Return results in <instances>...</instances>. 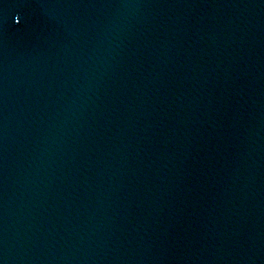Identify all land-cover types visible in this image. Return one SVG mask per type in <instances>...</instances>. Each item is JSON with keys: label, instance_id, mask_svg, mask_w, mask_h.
<instances>
[{"label": "water", "instance_id": "95a60500", "mask_svg": "<svg viewBox=\"0 0 264 264\" xmlns=\"http://www.w3.org/2000/svg\"><path fill=\"white\" fill-rule=\"evenodd\" d=\"M0 264H264V0H0Z\"/></svg>", "mask_w": 264, "mask_h": 264}]
</instances>
